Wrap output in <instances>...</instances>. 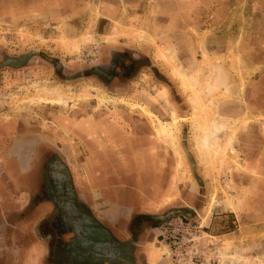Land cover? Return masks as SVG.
I'll use <instances>...</instances> for the list:
<instances>
[{
	"label": "rangeland",
	"instance_id": "374dc122",
	"mask_svg": "<svg viewBox=\"0 0 264 264\" xmlns=\"http://www.w3.org/2000/svg\"><path fill=\"white\" fill-rule=\"evenodd\" d=\"M60 37L78 50H64ZM159 52L196 80L203 103L216 98L214 107L193 104L194 91L183 92ZM57 94L58 104L29 102ZM194 109L215 123L209 148L196 147L204 123L193 121ZM86 120L117 126L87 136L110 155L94 162L108 165L104 188L119 195L123 224L155 228L163 261L264 264V0H0V264L70 260L63 240L74 236L65 229L79 214L74 200L90 186L100 194L94 150L76 130ZM232 132L235 162L228 148L212 158ZM49 160L69 193L47 187ZM63 205L68 217L58 215ZM171 210L191 218L156 220Z\"/></svg>",
	"mask_w": 264,
	"mask_h": 264
},
{
	"label": "crops",
	"instance_id": "0c3cea01",
	"mask_svg": "<svg viewBox=\"0 0 264 264\" xmlns=\"http://www.w3.org/2000/svg\"><path fill=\"white\" fill-rule=\"evenodd\" d=\"M85 137L87 138L86 135ZM30 139L32 141L33 138ZM94 139H96V137ZM81 140H84V135H81ZM18 156H21V166L28 163L27 159L25 161L24 154L17 155V159H19ZM109 156V154H103L102 157L107 158ZM27 157H29V155H27L26 158ZM15 163L17 168H19L20 163L17 161ZM11 165H13L12 162ZM107 166L108 165L105 166L102 164L101 168H106ZM102 175L103 176L98 180L100 182H96L95 184L99 186L98 190L100 194H98V196L96 187L90 186L89 189H84L83 194L85 195L87 193L86 196H81L82 198H78V201L74 200L79 214L75 213V218L74 216L69 217L70 219L68 218L70 227H65V229H69V232L73 230L74 236H72V233H69V238H64L63 240L65 241L63 244L64 248L69 250V255L64 259L70 258V260H64L62 264H74L76 260L79 261V264H168L161 258L162 252H160V249H157L154 245L152 238L155 233L154 227L150 226L148 222L141 223L139 229L129 227L130 221L128 226L126 221H124L125 225L123 224L122 221L125 217L122 216L121 218L119 195L114 196V190H106L104 188L105 183L103 182H105V179L103 173ZM76 187L74 185L75 189ZM137 204L138 201L136 200L134 205ZM62 208L66 212V207L64 205ZM37 209H39V207H37ZM68 211L72 215V204L71 210L69 209ZM58 212V215L62 214V216L68 217L67 212H64L65 215L59 209ZM10 217L6 216L5 219L9 221ZM14 219L15 222H21V225L24 226V223H22L24 222L23 213L16 211ZM54 219L56 220L55 217ZM78 219L79 223L76 221ZM80 222H83L84 225ZM82 232H86L87 239L81 238ZM78 238L82 240L79 239L80 241H78ZM101 239L102 241H99ZM27 242L26 240L24 244ZM31 247L33 246L31 245ZM33 248V251L31 250L30 252L36 251L37 248ZM32 258H34V256ZM71 258H73V260ZM36 262L37 261H34L32 264ZM20 264H25L24 257H22Z\"/></svg>",
	"mask_w": 264,
	"mask_h": 264
},
{
	"label": "bare ground",
	"instance_id": "6f19581e",
	"mask_svg": "<svg viewBox=\"0 0 264 264\" xmlns=\"http://www.w3.org/2000/svg\"><path fill=\"white\" fill-rule=\"evenodd\" d=\"M93 27V26H92ZM84 31V30H83ZM138 33L135 34L134 38L138 37L137 36ZM137 39V38H136ZM83 40H87V41H90V36H85L83 37ZM59 42L62 43V45L64 46V50L66 51H75V50H78V47H79V43H69V44H65V40L60 37L59 38ZM80 42V41H79ZM86 42V41H85ZM160 50V49H159ZM166 54H171L170 52L166 53ZM166 56V55H165ZM165 56H163V53L159 52L158 54V58H160L161 60H163L166 65H168L170 68V72H171V75L175 78V80L178 81L179 83V86L180 88L183 90L184 93H189L191 90L194 91V95L191 97L190 101L195 104V105H198V107H204L205 109H209L210 110V107H214V103L217 101L216 98L213 99V98H210L206 100V102L208 101V104H205L201 101L203 95L201 94V89L199 90H195V84H196V80L195 79H192L191 77L185 75L184 73H182L177 67H175L173 64H172V61H173V57L171 59H167ZM210 78L211 76L207 77L206 79V83H209L210 81ZM64 94V92H62ZM55 94V93H54ZM69 94H66L65 96H67ZM84 95H86L85 91H84ZM82 95V97L84 96ZM202 95V96H201ZM222 95V94H221ZM51 97V96H50ZM45 98V96L43 97L42 95H39L37 97V99H35V97L33 96L32 98L30 97L29 99V102H43V103H55L57 102L60 103L61 100H62V96L61 94H57L56 98ZM84 97H87V96H84ZM65 98V97H64ZM80 98V97H79ZM100 98H104V97H100ZM100 100H98L99 102ZM195 110V109H194ZM209 110H205V113H208ZM212 114L214 115L215 113L212 112ZM192 118V116H191ZM198 119H200L204 124H203V129H202V136L200 137V139H198L196 141V147L198 150H202L203 148H209L210 145H208V134H209V131L214 128L215 126V123L208 120L207 117L204 116H199L198 113H196V110L194 111L193 113V121H197ZM177 121V120H176ZM195 121V122H196ZM174 122V121H173ZM242 125H244V122H242ZM241 125V126H242ZM233 133L231 134V136H229L224 144L223 147H219L218 149H214L213 150V154H212V158H214V156L218 155V150H219V155L218 156H221L220 152H223V150L225 149H229L231 151V153L233 154L232 156V160L231 162H235L234 158H235V151L233 149V146H232V139H233ZM230 163L229 162H224L222 163V167H227ZM177 167L179 168V171L180 170H185V166H184V162L181 158V156L178 154V164H177ZM187 170V169H186ZM216 198H215V194L213 196V200H212V204L215 202Z\"/></svg>",
	"mask_w": 264,
	"mask_h": 264
},
{
	"label": "flooded vegetation",
	"instance_id": "af4514ba",
	"mask_svg": "<svg viewBox=\"0 0 264 264\" xmlns=\"http://www.w3.org/2000/svg\"><path fill=\"white\" fill-rule=\"evenodd\" d=\"M7 61H5V64L6 65H11V64H13V63H6ZM16 64V63H15ZM99 125V128L100 129H98V127H96L95 128V125ZM93 125H94V127H93ZM79 126V125H78ZM3 128V127H2ZM1 127H0V133L2 134V132L3 131H5L6 132V128H5V126H4V128L2 129ZM85 128H87V130L85 129ZM82 129H84L85 130V135L86 136H89V138L91 137V136H98L99 135V133H100V131L99 130H101V132L103 133H108L109 135H113V134H111V130L113 131V130H115L116 132H117V126L116 125H114V124H109V123H107V122H100V123H95V124H93V123H91V122H89L88 120H86L85 122H82L81 123V125L78 127V128H76V130H81L82 131ZM79 132V133H81V134H83L82 132ZM97 134V135H96ZM84 135V134H83ZM85 135H84V140H85V142H86V144H88V146H89V148H91V149H93L94 150V156L92 157V159H91V161H90V167L92 168V175H93V177H95V175L97 174V177H95L96 178V180L98 181V178H100V176L101 175H99L100 173H98L99 172V169H100V165L99 164H96L94 161H96L97 159L96 158H99L100 160H104V161H107L108 159L107 158H103L102 156H103V152L101 151V152H99V153H97V149H95L94 147H92L93 145H95L94 143H92V142H90L89 143V139L88 138H86L85 137ZM0 139H1V142H3L2 141V137H0ZM23 141H25V142H29V141H31V139H24ZM4 142H6V141H4ZM17 142V141H16ZM18 144V143H17ZM17 144H15V148L18 146ZM133 146H137L138 145V143L136 142L135 144H132ZM6 148V147H5ZM5 148H4V150H5ZM30 156V155H29ZM95 157V158H94ZM27 161H28V171H27V174L28 173H30L31 172V170H32V166H31V164H30V162H29V158L27 159ZM55 161V160H54ZM53 160H49L48 162H47V167H46V171H45V173H46V184H47V187H51L52 189H54V188H58V189H61V190H63L64 192L65 191H67V193H69V186H68V181H67V175H65V176H63V179L62 180H58V181H55L54 180V178H55V170H54V167H56V166H54V165H52V163L54 162ZM59 161V160H58ZM57 162V161H56ZM97 162H98V160H97ZM58 164H57V167H59V169H61V170H63V169H66L65 168V165L64 164H62L61 163V161L60 162H57ZM56 165V164H55ZM102 166V165H101ZM94 171H96V172H94ZM101 172V171H100ZM63 173V172H62ZM67 173L69 174V171L67 170ZM103 176V175H102ZM32 177V175H27L26 176V179H30ZM33 177H35V175L33 176ZM91 178V177H90ZM93 179V178H92ZM95 179H93V181H94V183L96 184V181ZM98 182H100V181H98ZM97 182V183H98ZM105 183V182H104ZM63 184V186H61ZM49 185H51V186H49ZM67 193H65V195H67ZM68 197H70V196H68L67 195V199H68ZM174 212H177V213H179L180 215H182V217L184 218V219H187V220H190V218L191 217H187V216H189V214H186V213H182V211H180V210H178V211H173V210H171V211H169V212H167L165 215H163V216H160V217H157L156 218V220L158 221V222H161V221H163L165 218H167L168 216H170V215H172V214H174ZM78 223H79V221H78ZM82 225H84V223L83 222H80ZM89 237V236H88ZM81 238L82 239H87V234H86V232H82L81 233ZM99 241H102V239L101 240H99ZM98 241V242H99Z\"/></svg>",
	"mask_w": 264,
	"mask_h": 264
}]
</instances>
